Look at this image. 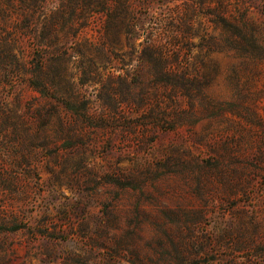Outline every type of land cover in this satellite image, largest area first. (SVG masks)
<instances>
[{"label":"rangeland","instance_id":"rangeland-1","mask_svg":"<svg viewBox=\"0 0 264 264\" xmlns=\"http://www.w3.org/2000/svg\"><path fill=\"white\" fill-rule=\"evenodd\" d=\"M263 8L0 0V264H264Z\"/></svg>","mask_w":264,"mask_h":264},{"label":"trees","instance_id":"trees-1","mask_svg":"<svg viewBox=\"0 0 264 264\" xmlns=\"http://www.w3.org/2000/svg\"><path fill=\"white\" fill-rule=\"evenodd\" d=\"M263 10H264V8H263ZM43 68H44L43 65H39V66H37V69H39V70H43ZM85 115H86L87 117H91V114H89V113H86Z\"/></svg>","mask_w":264,"mask_h":264}]
</instances>
